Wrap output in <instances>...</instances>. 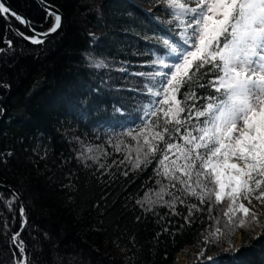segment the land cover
Wrapping results in <instances>:
<instances>
[{
	"label": "trees",
	"instance_id": "obj_1",
	"mask_svg": "<svg viewBox=\"0 0 264 264\" xmlns=\"http://www.w3.org/2000/svg\"><path fill=\"white\" fill-rule=\"evenodd\" d=\"M46 1L61 9L65 23L42 44L24 39L0 13V264H174L181 251L205 246L203 238L216 219L221 227L227 221V198L216 202L213 194L201 203L190 195V189L201 193L205 184L218 187L214 177L209 182L197 176L199 162L187 167L185 142L176 139L185 128L200 126L195 111L219 95L209 86L218 73L211 64L195 75L193 69L192 80L170 86L168 99L158 105L149 89H159L161 77L155 73L164 69L155 61L172 62L163 40L183 46V25L168 5L156 15L137 3L160 0ZM8 2L35 30L54 22L37 0ZM160 107L166 117L152 115ZM165 119L170 130L180 127L176 120L183 122L171 139L180 148L168 151L165 165L186 184L158 175L160 151L155 158L149 155L151 163L135 167L144 137L164 148L154 136ZM142 129L139 144L127 135ZM161 187L166 192L158 200ZM234 211L242 217L241 210ZM256 216L258 222L249 217V226L205 246L204 258L191 264H264V219Z\"/></svg>",
	"mask_w": 264,
	"mask_h": 264
},
{
	"label": "snow or ice",
	"instance_id": "obj_2",
	"mask_svg": "<svg viewBox=\"0 0 264 264\" xmlns=\"http://www.w3.org/2000/svg\"><path fill=\"white\" fill-rule=\"evenodd\" d=\"M167 3L174 19L180 24L188 22L187 28L191 29V34H185L187 29L181 32L183 46L176 42L170 43L168 39L163 40L172 62L168 63L165 59L155 61L161 69H167L166 72L161 70L155 73L157 77H161L160 89L155 92L149 89L151 95L160 97L157 104L163 105L168 99L170 86L176 88L179 84L191 81L189 72L193 69L192 75H195L205 65L211 64L218 73L209 81V86L219 95L209 96L203 110L195 111V119L199 121L200 126L192 130L185 128L184 135L176 136V139L185 142L182 154L186 161H191L187 167L196 168V162H199L197 176L204 175L209 182L210 178L214 177L215 185L219 189H210L205 184L201 193L190 189V195L197 196L201 203H205V197L210 201L214 194L216 202H221L227 190L228 205L223 213L227 221L221 227L220 220L216 219V226L203 238L205 246L216 245L221 238L230 237L236 228L249 226V217L258 222L256 213L239 201L247 200L251 204L254 198L264 204V106L257 107L264 98V0H199L195 8L186 7L176 0H167ZM9 12L10 8L0 3V13ZM11 15L21 23H26L14 11ZM49 15L55 19L49 31L25 39H30L34 44H42L44 39L41 36L46 38L55 33L61 27V16L53 11H50ZM8 43L11 46V42ZM173 81H178V84L173 85ZM194 97L193 92L185 97V101ZM179 111L183 112L185 109L179 108ZM160 112L167 116L163 107L153 110L152 115L157 116ZM201 117L204 119L200 120ZM167 124L168 120L165 119L162 131L156 132L154 136L163 142L164 148L151 144L148 137H144V145L136 149L138 157L135 167L151 163L149 155L155 158V153L160 151L162 158L159 159L158 175L186 184L187 182L175 173H170L165 165L168 151L180 148V145H174L171 139L174 133H180L183 122L176 120V125L180 127L171 130ZM155 126L160 127L158 124ZM193 132L199 135H194ZM127 135L132 136L139 144L143 129L134 136L132 131ZM166 135L169 137L167 140ZM145 146L148 150L144 151V159L141 160L139 153ZM230 160H235L242 166L230 163ZM159 168H164V171H159ZM165 192L166 189L161 187L156 193L157 199L163 200ZM145 195L147 198L148 194ZM148 202L153 201L149 198ZM180 202L183 203L182 200ZM169 206L174 207V202ZM236 207L242 210V217L236 216ZM192 208H196V205H192ZM208 210L211 211V208ZM21 214L23 215V209ZM229 243L231 246L230 240ZM205 250L201 249L198 260L204 258ZM206 259L214 260L213 257Z\"/></svg>",
	"mask_w": 264,
	"mask_h": 264
},
{
	"label": "rangeland",
	"instance_id": "obj_3",
	"mask_svg": "<svg viewBox=\"0 0 264 264\" xmlns=\"http://www.w3.org/2000/svg\"><path fill=\"white\" fill-rule=\"evenodd\" d=\"M176 2L177 3H182L186 7L195 8V7H197V4L199 3V0H176ZM137 4L140 7H142L147 13L150 12V13H154L156 15L157 14H161V11H160L161 7H163L164 5H168L167 0H160L157 4H153V5L152 4L151 5L150 4L146 5V4H143V3H141V4L137 3ZM187 23L188 22L186 21L185 24H182L183 25L182 27L184 29V32H185V29H187L185 34L186 35H190L191 34V29L187 28ZM173 35H175V34H173ZM180 40L183 42L182 38H180ZM169 63H171V62H169ZM114 69H115V67H114ZM163 71L166 72L167 70L164 69ZM160 87H159V89H160ZM159 99H160V97L156 96V101H158ZM261 106H264V98H262L261 101L259 102V104L257 105V107H261ZM99 150H100V148L98 150H96V154L98 153ZM229 162L230 163H238V166H242V165H239V162H237L235 160H230ZM211 163H210V165H211ZM225 198H227V190H225L224 199ZM239 202L244 203V205L246 207H248L252 212L257 213L261 218L264 219V204L260 203L259 201L255 200V199L253 200V202L251 204H249L247 200H241ZM237 209H238V207H237ZM239 210H241V209H239ZM241 212H242V210H241ZM254 227H255V231L258 232L259 228L257 227V225H254ZM236 237L238 239L237 245L241 246V244L243 242V239H242V235H241L240 231H238ZM202 248H205V246L203 244H199V245H196V246H191V247L187 248L185 251H181L177 255L174 264H191V263H193L195 260H197V256L200 253Z\"/></svg>",
	"mask_w": 264,
	"mask_h": 264
},
{
	"label": "water",
	"instance_id": "obj_4",
	"mask_svg": "<svg viewBox=\"0 0 264 264\" xmlns=\"http://www.w3.org/2000/svg\"><path fill=\"white\" fill-rule=\"evenodd\" d=\"M39 2V4L45 9L47 10L48 12L50 11H53L55 13H58L60 16H61V27L55 32V33H51L50 35H48L46 38L42 37L45 40L51 38L52 36L56 35L63 27L64 23H65V15L64 13L61 11V9L55 5V4H52L46 0H37ZM0 3H4L6 7H9L10 8V12L9 13H5L7 18H8V26L11 27L12 29H14L16 31V33H18L20 36H22L24 39L25 37H32L34 36L35 34H43V33H46L49 31V29L54 25L55 23V19H54V22L52 24L51 27H49L48 29L44 30V31H38V30H35L34 28H32V26L30 25V22L28 20V18L26 17V15L20 11H18L16 8H14L9 2L8 0H0ZM15 12L17 15H19L24 21H26V23H22V25L24 26L25 30L27 33H24L22 32L20 29H18L15 24L13 23V21L11 20V18L8 16V14L11 15V12ZM12 16V15H11ZM14 17V16H13ZM20 23L21 21L18 20ZM23 34V35H21ZM30 41V39H27ZM23 264V262L21 263Z\"/></svg>",
	"mask_w": 264,
	"mask_h": 264
}]
</instances>
